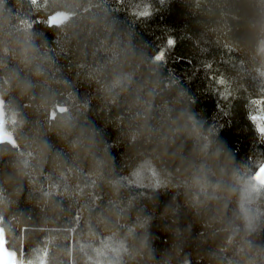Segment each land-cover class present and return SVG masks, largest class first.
I'll return each mask as SVG.
<instances>
[{
	"label": "clouds",
	"instance_id": "obj_1",
	"mask_svg": "<svg viewBox=\"0 0 264 264\" xmlns=\"http://www.w3.org/2000/svg\"><path fill=\"white\" fill-rule=\"evenodd\" d=\"M95 7L91 0L79 7L0 0V161L9 169L0 177V264H158L153 217L140 202L154 203L149 193L160 189L182 193L200 231L193 236L192 223L180 226L173 197L161 214L171 221L172 251L159 264H173V257L192 264L185 247L199 251L209 241L215 247L208 264H264V160L252 161L255 168L245 160L243 170L192 114L170 105L172 85L153 66L163 51L149 57L130 41L121 46L113 27L95 16L84 33ZM242 7L207 5L209 29L238 56L246 51L264 76V0H243ZM61 15L66 19L54 23ZM38 23L62 41L67 64H58L47 41L36 43ZM241 28L246 46L234 34ZM168 43L174 48L175 38ZM79 84L92 89L99 127ZM248 123L264 141V125ZM114 148L123 149L127 171H117ZM22 200L31 205L26 211ZM32 233L42 235L30 243Z\"/></svg>",
	"mask_w": 264,
	"mask_h": 264
},
{
	"label": "trees",
	"instance_id": "obj_2",
	"mask_svg": "<svg viewBox=\"0 0 264 264\" xmlns=\"http://www.w3.org/2000/svg\"><path fill=\"white\" fill-rule=\"evenodd\" d=\"M69 6L79 7L82 0H64ZM88 2V0H83ZM255 2V0H253ZM13 0H9V4ZM96 5L93 12L84 20L81 27L84 33L91 26V17L103 18L113 27V36H119L122 45L131 42L137 54L147 53L153 57L163 51L164 60L158 65L160 79L172 85V91L165 93V98L176 110L185 109L193 115L197 123L205 130L211 131L214 141L230 150L234 163L243 170L244 161H249L253 168L254 162L264 160V141L254 134L248 118L255 127L264 125V76L257 71V63L247 57L246 51L238 56L231 48L222 42L219 32L209 29L210 16L207 5L215 9L218 5L227 10L235 11L242 7L243 0H91ZM241 43L246 46L247 36L243 28L234 33ZM36 43L47 41L50 54L58 64H67V57L62 51V41H53V34L44 25L36 24L34 29ZM170 37L176 40V46L169 45ZM101 59L104 57L101 55ZM10 67H18L9 58ZM224 83H220V78ZM142 78V75L138 76ZM76 91L81 100H91L92 111L89 117L99 127L100 118L96 116V102L92 98V89L79 84ZM183 93L178 105L174 98L177 93ZM12 99V97H10ZM247 114V118H246ZM107 134L115 137L111 128ZM190 144L186 146L184 155L187 156ZM123 149H113L117 157L118 172L127 171V161L120 152ZM3 161H0V177L8 171ZM154 203L148 199L141 200L147 205L146 214L152 215L149 225L150 239L155 249V259L162 262L167 253L172 251V237L166 231V225L171 221L162 217L164 209L172 203L173 197L181 205L180 226L193 224L192 235L199 233L200 227L193 220L192 214L183 207L182 193L176 190L160 189L155 194ZM31 205L20 202L19 208L28 210ZM234 205L230 206L232 211ZM34 221L39 219L33 214ZM42 233H32V241L38 240ZM67 242H65V246ZM215 245L209 243L197 251L188 245L184 254L190 256L192 264H208L206 253ZM173 264H180V259L173 257Z\"/></svg>",
	"mask_w": 264,
	"mask_h": 264
},
{
	"label": "snow or ice",
	"instance_id": "obj_3",
	"mask_svg": "<svg viewBox=\"0 0 264 264\" xmlns=\"http://www.w3.org/2000/svg\"><path fill=\"white\" fill-rule=\"evenodd\" d=\"M64 19H66V17H64L62 15L57 16V17L53 18V22L59 24V23H62L64 21ZM261 173H264V168L261 169Z\"/></svg>",
	"mask_w": 264,
	"mask_h": 264
}]
</instances>
